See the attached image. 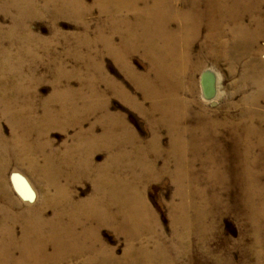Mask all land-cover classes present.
<instances>
[{"label": "bare ground", "instance_id": "bare-ground-1", "mask_svg": "<svg viewBox=\"0 0 264 264\" xmlns=\"http://www.w3.org/2000/svg\"><path fill=\"white\" fill-rule=\"evenodd\" d=\"M49 4L77 18L91 9L84 0H48ZM93 5L102 14L96 40L104 43L141 90L143 101L112 76H105L107 86L147 117L152 138L144 144L124 115L110 111L97 81L89 94L68 84L57 87L44 101L41 114L26 88L9 98L8 86H0V117L12 124L10 137L0 129V264H183L174 260V242L160 229H148L157 218L145 188L136 183L163 173L176 181L184 208L198 210L191 220L177 214L186 233L192 230L191 223L203 226L200 217L206 214L197 201L208 197L201 184L210 179L211 200L218 201V193L242 185L246 202L256 210L253 217L264 220V115L251 107L264 99V72L244 77L243 83L252 84L256 92L244 95L245 107L238 113L221 108L209 111L196 90L199 65L194 63L193 43L203 36L205 46L202 43L197 54L205 50L215 59L225 48L231 55L242 49L251 53L258 36H264V0H93ZM139 51L149 63L144 72L131 61ZM97 68L104 70L100 64ZM63 76L61 70L59 84L67 79ZM218 80L212 68L201 77V96L214 104L220 97ZM98 112L100 134L95 122L85 128L86 120L80 117ZM72 125L78 128L77 144L64 153L52 148L53 142L45 138L46 128ZM162 129L170 135L167 153L173 163L166 158L159 168V157L165 152ZM97 152H105V157L96 165ZM12 163L21 171H13L11 183L26 202L15 199L9 189L6 175ZM127 169H140L142 175L136 181L135 174H123ZM25 174L37 177L39 198L23 195ZM84 178L92 179L94 188L88 198L77 200L72 187ZM259 196L261 204L256 202ZM48 209L52 216L47 215ZM104 224L117 226L114 230L125 236L122 254L102 238L98 227Z\"/></svg>", "mask_w": 264, "mask_h": 264}, {"label": "rangeland", "instance_id": "rangeland-1", "mask_svg": "<svg viewBox=\"0 0 264 264\" xmlns=\"http://www.w3.org/2000/svg\"><path fill=\"white\" fill-rule=\"evenodd\" d=\"M84 2L91 6V9L84 18H77L72 13L61 11L58 8L59 5L49 4L48 6V0H33L32 4L0 0V86H8L9 98L14 96L17 89L26 88L37 113L41 114L44 101L53 94L57 87L64 88L65 84H68L74 90L80 89L82 93L89 94L93 83L97 81V87L102 91L104 99L108 101L110 111L124 115L143 143L147 145L152 138L147 117L140 114L121 97L114 95L107 86L105 76L117 79L128 92L137 96L140 101H143V94L135 87L132 79L127 76L112 55L104 49V43L101 40H96L97 27L102 21V14L93 5V0H84ZM104 31L107 34L108 28H105ZM229 37L233 36L229 34ZM203 41V36L193 41L195 45L194 63L199 65L195 79L199 101L212 112H218L221 108V110L238 113L245 107L244 95L256 92L252 84L243 83L244 77H251L256 71L264 72V36H258L251 53L242 49L235 55H231L225 48L220 52L218 59L207 55L205 50L197 54L201 44L203 43L205 46V41ZM131 61L138 71L144 72L149 67V63L142 56L141 51L134 53ZM97 64L102 65L104 70L101 71L100 68H97ZM207 68L215 70L219 78L217 90L220 97L215 104L201 96V77ZM61 70L67 79L60 85L58 80L60 81ZM240 86L243 87L240 88ZM33 90L35 91L34 97L31 95ZM258 100L251 107L259 115H264V99ZM145 104L148 106L149 102L146 101ZM54 106L57 104L55 103ZM99 115L100 112L93 114L90 118L86 117V119L84 115L80 116L86 120L83 124L84 127L87 128L95 122L96 131L100 134L102 127L96 121ZM0 129L4 135L10 137L12 133L11 121L1 116ZM77 129L73 125L66 128H50L48 126L45 138L53 142L52 148L64 153L63 151L68 146L73 148V145L77 144L78 140L75 136ZM169 141V133L162 129L161 146L165 152L159 157V168L162 167L166 158L171 159V163H173L167 153ZM70 147L69 149H71ZM74 156V158H78L76 155ZM104 157L105 152H97L94 156L96 165L102 163ZM171 165L173 166V164ZM197 166L200 168L199 164ZM171 168L173 169V167ZM15 170H20V168L12 163L6 175L8 186L12 196L18 201H23L17 187L12 185L10 180ZM135 171L127 169L123 171V174L128 177L135 174V178L142 175L140 169ZM159 176L146 178V180H142L143 182L140 179L137 181V178L135 180L145 188L146 199L153 209L154 217L157 218L156 223L153 222V226L148 229H160L168 241L174 242L176 263L264 264V220L260 217L254 218L256 210L251 208L249 202H246L242 193V185L235 184L230 190V194L218 193L220 199L214 201L210 198L213 180L202 182V188L208 192L206 202L203 200L201 203L202 200L199 198L197 201L202 207L204 206L203 210L205 211L203 212L206 214L200 217L203 226L197 228V225L191 223L192 230L186 233L187 228L183 223L177 221V214H182V216L185 214L191 220L198 210L195 211L194 207L184 208L185 201L177 194V183L170 174L163 173ZM25 177L26 179L21 182L26 190L23 195L29 197L30 194L32 196L30 198L35 199L37 194V198H39V186L35 181L37 177L26 174ZM63 180L62 182L65 183ZM93 188V180L84 178L73 185L72 191L75 199L83 200L90 196ZM256 199L257 204L262 203V197L259 196ZM47 212L48 216H52L51 209H48ZM98 229H101L102 238L109 245L116 247L117 254H122L126 242L125 236L114 230L118 227L104 224L100 225ZM17 230L19 232V229Z\"/></svg>", "mask_w": 264, "mask_h": 264}]
</instances>
